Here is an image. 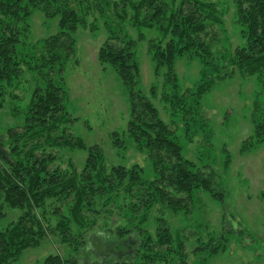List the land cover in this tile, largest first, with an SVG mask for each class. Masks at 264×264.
Masks as SVG:
<instances>
[{
    "label": "trees",
    "instance_id": "trees-1",
    "mask_svg": "<svg viewBox=\"0 0 264 264\" xmlns=\"http://www.w3.org/2000/svg\"><path fill=\"white\" fill-rule=\"evenodd\" d=\"M82 1L0 0V110L7 90L12 85L16 87L26 72L42 79L29 92L22 115L16 113V125L0 127V221L6 212H18L15 219L0 227V264H9L24 249L39 245L46 231L53 229L50 215L57 218L54 230H58L61 244L74 249L51 253L41 264H87L86 257L93 255V239L106 247L108 253L122 248L129 259L122 264L164 261L160 260L162 256L179 254L184 243L161 217L155 219L154 229L148 230L149 224L145 222L154 205L185 212L195 189L207 191L214 199L222 200L224 196L223 190L216 188L217 176L210 166L200 167L184 157L174 131L160 117L151 98L137 89L139 64L134 55L135 43L125 32L119 34L118 24L116 31L107 26L108 40L97 55L99 63L108 65L128 91L126 127L112 134V143L117 148L123 147L126 135L135 150L145 153L153 177L144 178L142 166L137 164L106 168L100 149L86 146L73 135L74 120L64 106L66 86L62 71L74 53V34L79 26L85 25L83 15L75 8ZM233 2L243 43L233 51L231 64L242 75H261L264 83V0ZM112 3L118 13L116 19L127 15L131 25L159 32V38L148 44L150 59L155 72L166 70L165 84L171 87L167 86L170 92H163L161 99L169 102L175 113L173 104L184 105L186 100L183 101L184 94L175 90L174 60L188 55L208 62L214 43L208 30L222 23L215 2L114 0ZM35 12L48 19L56 18L57 31L25 49L23 39L29 32L28 19ZM210 85V80L197 85L187 95L191 100H187L190 105L185 110H190L191 102L197 105ZM252 113V133L241 145L242 152L264 145V109ZM182 117L186 118L184 112ZM64 148L86 151L81 172L71 167L70 160L65 167L60 165ZM50 199L60 203L47 208ZM62 206L66 208L63 210ZM114 215L124 223L111 229L116 222ZM134 236L138 237V243L129 255L127 251L134 248L130 245L135 244L131 240ZM111 241L117 243L113 250L107 247ZM116 260L113 264H121Z\"/></svg>",
    "mask_w": 264,
    "mask_h": 264
},
{
    "label": "rangeland",
    "instance_id": "rangeland-1",
    "mask_svg": "<svg viewBox=\"0 0 264 264\" xmlns=\"http://www.w3.org/2000/svg\"><path fill=\"white\" fill-rule=\"evenodd\" d=\"M112 1L83 0L75 5L83 15L85 25L77 28L74 53L64 63L62 71L66 86L64 106L74 120L71 124L73 135L81 138L86 146L98 147L105 156L106 168L137 164L142 166L144 178L153 177L145 153L135 150L126 135H123V147L117 148L112 143V134L122 132L126 127L128 91L108 65L99 63L97 55L101 45L108 40L107 26L114 31L118 24L119 34L125 32L135 43L134 55L139 64L137 89L151 98L160 117L174 131L184 157L200 167L208 164L217 176L216 188L224 194L222 200L214 199L207 191L195 189L185 212L169 209L163 204L154 205L145 222L149 224L148 230L152 231L155 219L161 217L184 244L179 254L162 256L160 260L164 261L152 264H264V145L259 144L247 152L240 150L252 133V112L264 109V83L261 75H242L231 64L233 51L243 43L233 0H211L216 4L222 23L208 30L209 38L214 42L208 62L188 55L175 58V90L184 94L183 101L186 100L184 105L173 104L175 113H172L170 103L161 99L162 93L170 92L171 87L165 84L166 70L161 68L155 72V64L150 59L148 44L159 38V32L131 25L127 15L116 19L118 13L112 8ZM28 25L29 32L23 39L25 49L57 31V19L45 18L40 12L28 19ZM206 80H210L211 85L199 103L191 102L190 110H185L190 105L187 100H191L187 95ZM36 81L42 79L26 72L16 87L10 86L0 110V127L16 125V113L22 115ZM61 156V166L65 167L70 160L71 167L81 172L85 150L64 148ZM52 201L47 200V208L60 203ZM65 208L62 206L61 209ZM17 214L15 210L6 212L0 227L15 219ZM50 216L52 231L48 229L39 245L24 249L9 264H41L51 253L62 254L68 249L72 252L74 246L61 244L58 230H54L57 218ZM115 221L111 229L124 223L120 219ZM131 240L135 244H130L134 248L127 251L129 255L135 250L138 237ZM98 242L92 240L93 255L86 257L87 264H113L116 259L122 264L129 260L122 248L108 253ZM112 242L107 244L108 249L113 250L117 245ZM105 253L109 256L103 255Z\"/></svg>",
    "mask_w": 264,
    "mask_h": 264
}]
</instances>
